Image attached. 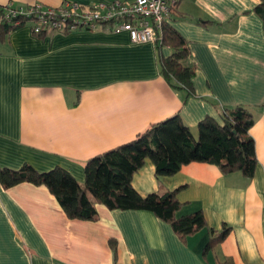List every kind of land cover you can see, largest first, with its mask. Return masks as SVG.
I'll return each mask as SVG.
<instances>
[{"label": "crops", "instance_id": "crops-1", "mask_svg": "<svg viewBox=\"0 0 264 264\" xmlns=\"http://www.w3.org/2000/svg\"><path fill=\"white\" fill-rule=\"evenodd\" d=\"M9 0H0V3ZM58 6L109 0H12ZM258 0H179L167 25L185 39L193 93L163 77L173 49L131 42L109 25L35 35L28 25L0 38V167L56 166L80 184L85 162L178 115L197 137L205 117L250 109L257 164L249 179L208 162L156 176L146 159L132 185L141 195L179 188L178 215L203 212L206 227L181 238L147 210L67 217L46 186L0 184V264H264V31ZM227 235L203 254L210 229ZM115 242L116 250L110 245Z\"/></svg>", "mask_w": 264, "mask_h": 264}, {"label": "trees", "instance_id": "trees-1", "mask_svg": "<svg viewBox=\"0 0 264 264\" xmlns=\"http://www.w3.org/2000/svg\"><path fill=\"white\" fill-rule=\"evenodd\" d=\"M253 11L261 18L264 31V0H258ZM26 24L0 23V38ZM34 34V33H33ZM42 34V33H40ZM39 35V34H35ZM155 40L156 46L168 45L173 51L160 58V71L170 85L193 93L195 67L185 66L189 56L185 39L173 27L164 24ZM254 123L250 109L236 105L224 110L222 122L205 117L197 124V137L178 115L150 124L128 142L119 144L89 158L84 165L85 180L80 184L67 170L56 166L37 171L30 164L18 169L0 167V184L7 189L22 182L46 186L70 219L90 220L97 215L95 202L108 209L147 210L168 223L181 238L206 227L201 210L178 215L182 203L177 199L179 188L163 189L141 195L132 185V177L149 159L156 176L175 174L190 162H208L219 166L223 173L241 172L251 178L257 158L249 129ZM203 254L227 235L229 227L210 229ZM112 249L115 242L110 240Z\"/></svg>", "mask_w": 264, "mask_h": 264}, {"label": "built area", "instance_id": "built-area-1", "mask_svg": "<svg viewBox=\"0 0 264 264\" xmlns=\"http://www.w3.org/2000/svg\"><path fill=\"white\" fill-rule=\"evenodd\" d=\"M178 1L109 0L49 6L9 0L0 3V23L18 26L24 22L34 34L95 29L106 24L113 32H127L131 42H155L161 27L177 12Z\"/></svg>", "mask_w": 264, "mask_h": 264}]
</instances>
